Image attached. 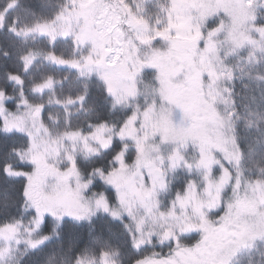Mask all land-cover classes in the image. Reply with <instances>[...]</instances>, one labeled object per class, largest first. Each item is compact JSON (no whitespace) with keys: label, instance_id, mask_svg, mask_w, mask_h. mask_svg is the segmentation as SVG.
<instances>
[{"label":"snow or ice","instance_id":"snow-or-ice-1","mask_svg":"<svg viewBox=\"0 0 264 264\" xmlns=\"http://www.w3.org/2000/svg\"><path fill=\"white\" fill-rule=\"evenodd\" d=\"M0 264H264V0H0Z\"/></svg>","mask_w":264,"mask_h":264}]
</instances>
